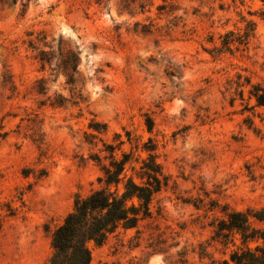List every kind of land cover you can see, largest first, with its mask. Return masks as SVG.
I'll list each match as a JSON object with an SVG mask.
<instances>
[{"label": "rangeland", "instance_id": "obj_1", "mask_svg": "<svg viewBox=\"0 0 264 264\" xmlns=\"http://www.w3.org/2000/svg\"><path fill=\"white\" fill-rule=\"evenodd\" d=\"M250 22L248 50H213ZM63 45L76 71L61 64ZM255 83L264 84V0H0V264L48 263L76 195L104 185L95 155L118 145L116 134L126 141L117 156L131 151L128 130L136 166L151 139L167 184L136 227L90 243V264L229 258L241 242L226 244L214 226L226 209L264 208Z\"/></svg>", "mask_w": 264, "mask_h": 264}, {"label": "trees", "instance_id": "obj_2", "mask_svg": "<svg viewBox=\"0 0 264 264\" xmlns=\"http://www.w3.org/2000/svg\"><path fill=\"white\" fill-rule=\"evenodd\" d=\"M255 33L253 22L248 23L245 29H230L220 35V43L213 50L216 53L244 52L249 49ZM211 41L214 42L213 39ZM66 51L63 45L61 64L70 72L76 71L78 56L71 49ZM50 53L42 50L44 65L51 63ZM69 80H73L71 73ZM250 93L258 105L264 106L263 83L253 84ZM147 124L152 132L153 120L148 118ZM126 134L132 146L131 151H122V157L117 156V148L121 149L126 141L121 134H116L118 145L109 143L104 149L107 155H95L94 159L101 163L102 175L99 180L104 185L92 190L87 196L76 195L72 210L53 232V253L47 264H90V243L103 245L119 228H134L142 218L151 214V202L167 184V177L157 160L156 145L149 144L151 139L142 146L148 156L141 159L139 167L136 166L140 157L134 155L133 148H139L140 144L130 130ZM1 227L0 221V230ZM214 228L215 236L226 244L236 246L237 241L241 242L231 251L230 257L223 259L220 264H264V208L226 209L225 217ZM253 243L254 246L251 245Z\"/></svg>", "mask_w": 264, "mask_h": 264}]
</instances>
